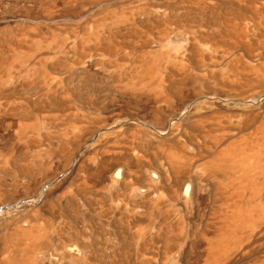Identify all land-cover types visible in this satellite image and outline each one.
I'll return each mask as SVG.
<instances>
[{"label":"rangeland","instance_id":"rangeland-1","mask_svg":"<svg viewBox=\"0 0 264 264\" xmlns=\"http://www.w3.org/2000/svg\"><path fill=\"white\" fill-rule=\"evenodd\" d=\"M0 264H264V0H0Z\"/></svg>","mask_w":264,"mask_h":264},{"label":"bare ground","instance_id":"bare-ground-1","mask_svg":"<svg viewBox=\"0 0 264 264\" xmlns=\"http://www.w3.org/2000/svg\"><path fill=\"white\" fill-rule=\"evenodd\" d=\"M245 7V6H244ZM263 152V151H262ZM235 153V152H234ZM233 153V154H234ZM255 154V153H254ZM259 154V153H258ZM242 155V154H241ZM220 156H222V155H220ZM259 156V155H258ZM220 157L218 156V158L216 157V159H219ZM216 159H214V160H216ZM221 159L223 160L224 158H222L221 157ZM228 159H230V158H228ZM226 160V159H225ZM225 160H223V161H225ZM217 161V160H216ZM220 161V160H219ZM218 164V163H217ZM248 166V165H247ZM262 166V165H261ZM224 167V166H223ZM259 167V166H258ZM226 168H227V166H226ZM234 168V167H233ZM241 168V167H240ZM252 168H254V167H252ZM246 169V168H245ZM249 169V168H248ZM251 169V168H250ZM244 173V172H243ZM247 173V172H246ZM257 173V172H256ZM237 177V176H236ZM241 177V176H240ZM242 179H244V177L242 178ZM243 182V181H242ZM257 183V182H256ZM255 184V183H254ZM254 186V185H253ZM235 188V187H234ZM240 189V188H239ZM237 192V191H236ZM245 192V191H244ZM240 193V192H239ZM250 200V199H249ZM258 201V200H257ZM251 203V202H250ZM254 204V203H253ZM257 204V203H256ZM260 204V203H259ZM258 205V204H257ZM260 206V205H259ZM236 207H238V206H236ZM242 207V206H241ZM251 207V208H250ZM253 207V205L252 206H249V207H246L245 206V208H250V209H243V210H238V211H236V213H235V215H234V219H235V221H237V228H236V230H239V229H241L246 223H248V221H250L251 219H252V217H253V215H254V213H255V209L254 208H252ZM255 207H256V205H255ZM239 208V207H238ZM237 208V209H238ZM256 216V215H255ZM235 223V222H234ZM226 241V240H225ZM217 244H218V242H217ZM234 244V243H233ZM221 245V244H220ZM229 245V244H228ZM236 245V244H235ZM226 246V245H225ZM224 246V247H225ZM230 247H231V245H229ZM216 247V246H215ZM214 247V248H215ZM224 247H223V249H224ZM229 247V248H230ZM218 248V247H217ZM233 248V247H232ZM221 249V247L220 248H218V250H220ZM227 249V248H226ZM216 250V249H215ZM221 251V250H220ZM227 251V250H226ZM213 252V251H212ZM229 252V251H228ZM215 253V252H214ZM218 253V252H217ZM221 253V252H220ZM219 254V253H218ZM216 255V254H215Z\"/></svg>","mask_w":264,"mask_h":264}]
</instances>
